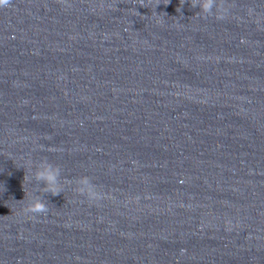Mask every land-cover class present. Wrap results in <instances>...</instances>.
Returning a JSON list of instances; mask_svg holds the SVG:
<instances>
[{"label": "water", "instance_id": "1", "mask_svg": "<svg viewBox=\"0 0 264 264\" xmlns=\"http://www.w3.org/2000/svg\"><path fill=\"white\" fill-rule=\"evenodd\" d=\"M181 4L0 7V264H264V0Z\"/></svg>", "mask_w": 264, "mask_h": 264}, {"label": "clouds", "instance_id": "2", "mask_svg": "<svg viewBox=\"0 0 264 264\" xmlns=\"http://www.w3.org/2000/svg\"><path fill=\"white\" fill-rule=\"evenodd\" d=\"M186 0H183V4ZM190 7L199 8V13L204 17H216L223 19L227 15V9L223 7V0H187ZM10 4V0H0V7ZM181 4V5H183ZM33 172L32 179L42 190L43 194L50 193L53 196L63 192L62 170L59 165L53 164L47 159L38 162H30ZM74 191L86 197L89 202L99 204L107 198V193L101 190L88 175H82L74 181ZM44 196L39 194L27 205L26 211L32 215H43L48 212V206Z\"/></svg>", "mask_w": 264, "mask_h": 264}]
</instances>
